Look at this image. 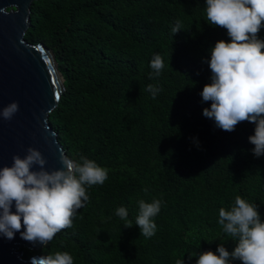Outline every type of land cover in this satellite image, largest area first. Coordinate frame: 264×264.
Instances as JSON below:
<instances>
[{"label":"trees","instance_id":"obj_1","mask_svg":"<svg viewBox=\"0 0 264 264\" xmlns=\"http://www.w3.org/2000/svg\"><path fill=\"white\" fill-rule=\"evenodd\" d=\"M209 23L206 0L31 2L25 38L49 47L64 76L49 124L67 156L108 173L102 185L85 186L89 199L72 226L41 253L68 252L73 264H196L200 252L236 246L218 222L236 196L264 221V155L256 157L248 139L255 124L216 127L203 115L210 102L192 98L211 79L169 78L184 61L211 75L210 49L230 37ZM155 54L164 62L159 76L150 67ZM150 84L159 89L155 97ZM150 194L164 197H156L160 211L152 218L159 230L142 238L115 214L124 207L136 220V198Z\"/></svg>","mask_w":264,"mask_h":264},{"label":"clouds","instance_id":"obj_2","mask_svg":"<svg viewBox=\"0 0 264 264\" xmlns=\"http://www.w3.org/2000/svg\"><path fill=\"white\" fill-rule=\"evenodd\" d=\"M206 17L210 25L226 29L230 37V42L217 41L210 49L207 63L211 75L205 74L209 71L201 72L195 63L184 61L173 67L169 78L211 79L203 89L194 90L193 100L202 97L204 102H210V108H204L203 115L224 131L232 132L244 121L255 124L254 134L248 139L254 145L253 154L259 157L264 155V40L258 38V33L264 27V0H206ZM27 28L23 38L38 43L25 38ZM180 30L177 22L172 31L176 34ZM150 67L155 76L160 75L164 62L159 54L154 55ZM64 88L63 76L61 93ZM147 90L154 97L159 91L151 84ZM54 108L47 112L48 124L49 113ZM18 110V103L11 102L0 110V117L11 120ZM59 160L60 168L48 170L42 153L29 147L23 158L14 155L11 166L0 167V235L11 240L20 232L25 241L43 244L36 249L22 248V251H33L24 258L40 255L33 257L31 264H73L68 252L44 255L39 249L72 226L77 210L89 199L85 186L102 185L108 177L107 170L92 160L81 157L82 162H76L67 155H61ZM158 196L165 197L150 194L136 198V220L127 216L124 207L118 208L115 216L125 229L137 236L154 237L159 230L152 219L160 211ZM218 222L225 233L238 239L236 246L231 252L223 245L216 252H200L196 264H230V261L264 264V221L256 206L238 195L230 210L220 208ZM176 264L184 261L177 260Z\"/></svg>","mask_w":264,"mask_h":264},{"label":"water","instance_id":"obj_3","mask_svg":"<svg viewBox=\"0 0 264 264\" xmlns=\"http://www.w3.org/2000/svg\"><path fill=\"white\" fill-rule=\"evenodd\" d=\"M32 1L0 0V110L11 102L19 105L11 120L0 117V167L11 166L14 155L23 158L32 147L42 153L45 167L52 170L60 168L59 158L66 156L46 120L47 112L58 102L63 76L50 48L23 38ZM41 245L25 241L20 232L11 240L0 235V264H31L40 255L24 258L22 248Z\"/></svg>","mask_w":264,"mask_h":264}]
</instances>
